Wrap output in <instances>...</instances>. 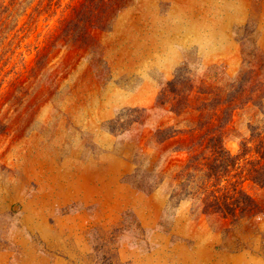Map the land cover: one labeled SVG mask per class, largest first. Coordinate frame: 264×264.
Instances as JSON below:
<instances>
[{
	"label": "rangeland",
	"instance_id": "1",
	"mask_svg": "<svg viewBox=\"0 0 264 264\" xmlns=\"http://www.w3.org/2000/svg\"><path fill=\"white\" fill-rule=\"evenodd\" d=\"M94 37L89 50L56 48L24 89L0 76V264H264V187L244 185L253 217L202 214L173 196L187 153L154 138L176 124L156 101L183 62L198 79L264 72V0H131ZM262 128L264 106L237 111L229 153Z\"/></svg>",
	"mask_w": 264,
	"mask_h": 264
},
{
	"label": "trees",
	"instance_id": "2",
	"mask_svg": "<svg viewBox=\"0 0 264 264\" xmlns=\"http://www.w3.org/2000/svg\"><path fill=\"white\" fill-rule=\"evenodd\" d=\"M130 1L0 0V76L10 77L12 70L9 81L20 89L28 78L38 83L51 52L56 48L92 49L94 30H111L117 14ZM35 33L34 43H25ZM25 54L34 55L32 64ZM210 71L198 79L188 62L176 69L156 101L176 116V124L157 128L154 138L158 144L174 142V152L188 155L182 172L172 176L173 196L181 193L202 214L220 215L233 223L259 211L257 199L244 185L264 187V128L243 142L236 155L229 153L224 139L237 111L249 105L264 106V72L243 69L231 78L217 68ZM6 128L0 119V133ZM161 180L157 174L152 184L144 182L141 188L152 191ZM230 191L234 201L227 203Z\"/></svg>",
	"mask_w": 264,
	"mask_h": 264
},
{
	"label": "bare ground",
	"instance_id": "3",
	"mask_svg": "<svg viewBox=\"0 0 264 264\" xmlns=\"http://www.w3.org/2000/svg\"><path fill=\"white\" fill-rule=\"evenodd\" d=\"M227 1V0H226ZM193 2V1H192ZM225 2V1H224ZM215 3V2H214ZM223 3V2H222ZM232 3H234V2H232ZM187 5V4H186ZM225 5V4H224ZM175 6V5H174ZM223 6V5H222ZM225 7V6H224ZM203 9V8H202ZM234 9V8H233ZM194 10V9H193ZM196 10V9H195ZM226 10V9H225ZM199 11V10H198ZM232 11V10H231ZM224 12V11H223ZM173 13V12H172ZM216 13V12H215ZM214 13V14H215ZM158 14V13H157ZM229 14V13H228ZM224 16H225V13H224ZM166 17V16H165ZM217 19V18H216ZM223 19V18H222ZM214 21V20H213ZM224 21V20H223ZM215 23V22H214ZM141 24V23H140ZM216 27V26H215ZM148 28V27H147ZM165 34V33H164ZM175 37V36H174ZM173 37V38H174ZM178 38V37H177ZM157 41V40H156ZM157 44V43H156ZM158 46V45H157ZM162 46V45H161ZM161 48V47H160ZM85 114V113H84ZM80 115V114H79ZM70 162H71V160H70ZM64 163H66V162H64ZM63 163V164H64ZM85 163V162H84ZM105 163V162H104ZM108 163V162H107ZM56 164V163H55ZM69 164H71V163H69ZM86 164V163H85ZM62 165V164H61ZM84 165V164H83ZM36 168V167H35ZM33 169H34V167H33ZM38 169V168H37ZM67 169V168H66ZM71 170V169H70ZM75 170V169H74ZM34 171V170H33ZM40 171V170H39ZM47 171V170H46ZM38 172V171H37ZM63 172V171H62ZM66 176V175H65ZM67 176H70V175H67ZM44 177V176H43ZM60 186V185H59ZM46 187V186H45ZM61 187H62V185H61ZM22 189H23V187H22ZM53 189V188H52ZM59 189V188H58ZM27 191V190H26ZM60 191V190H59ZM60 196V195H59ZM61 197V196H60ZM49 200V199H48ZM39 203V202H38ZM26 204V203H25ZM42 204H43V202H42ZM35 205H37L36 203L34 204V206ZM27 206V205H26ZM29 206V205H28ZM49 206V205H48ZM40 207H42V206H40ZM39 209V208H38ZM37 209V210H38ZM50 209V208H49ZM46 210V209H45ZM48 214V213H47ZM46 214V215H47ZM73 218V217H72ZM17 220V219H16ZM13 224H15V223H13ZM30 225V224H29ZM28 225V226H29ZM17 226V225H16ZM13 227V226H12ZM28 229V228H27ZM52 233H55V232H52ZM26 239V238H25ZM198 243V242H197ZM200 244V243H199ZM204 245V244H203ZM17 252V251H16ZM242 258H243V256H241ZM198 259V258H197ZM211 259V258H210ZM245 259V258H244ZM198 263V262H197ZM243 263H245V261L243 262ZM193 264V263H192ZM196 264V263H195Z\"/></svg>",
	"mask_w": 264,
	"mask_h": 264
}]
</instances>
